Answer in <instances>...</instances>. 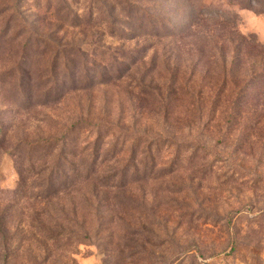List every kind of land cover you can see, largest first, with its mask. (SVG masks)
Returning <instances> with one entry per match:
<instances>
[{"label":"rangeland","instance_id":"rangeland-1","mask_svg":"<svg viewBox=\"0 0 264 264\" xmlns=\"http://www.w3.org/2000/svg\"><path fill=\"white\" fill-rule=\"evenodd\" d=\"M123 2L0 0V264H264V0H149L170 61L142 43L137 80L86 94L61 59L45 94L49 31L131 34Z\"/></svg>","mask_w":264,"mask_h":264},{"label":"trees","instance_id":"trees-1","mask_svg":"<svg viewBox=\"0 0 264 264\" xmlns=\"http://www.w3.org/2000/svg\"><path fill=\"white\" fill-rule=\"evenodd\" d=\"M149 0H124V10H126V15H124L127 18L132 19L135 21L136 25L139 26H130L126 28L131 32V34H125L123 33L117 34L114 31H111L108 35L99 34L98 32L91 34V35H85L81 33V37L78 39L77 35L72 39L68 40L66 37H56L58 36L57 32L51 33V37L55 39L57 44L59 45L58 49H52L51 54L49 57V61L51 63L44 64L42 66L43 72L39 75V79L44 80L43 86L41 87V90L45 94H51L54 92L55 88L52 86V84H58L59 80L57 81L54 78L53 71H49V66H52V68L56 67L58 60L64 59L65 61H68L70 66H75L74 62L75 60L81 62L83 66H91L89 67L90 70H94L95 75L91 78H88L90 74L87 72L86 76L83 80L87 81L86 85L82 87L74 86L71 91L72 92H90L94 90L95 85H103V86H109L111 84L122 82L128 78H131L129 82H133L137 80L136 74H140L139 71V63L142 64V67H144V60L147 56H141L136 53L141 47H144L145 44L142 45V43L149 42V49L155 50L157 49L158 53L161 52V56L166 58L167 62L172 59V57L169 55L167 56L166 52L168 45L175 44L173 41L166 44L165 43V35H162L160 33L159 28L154 27L152 33H143L142 39H140L141 34L140 30H142L143 25L141 24V21H137L136 19L139 18V16H142L143 13V7L142 4L148 2ZM80 16L77 15V18ZM38 21H41L39 19ZM109 22V27L111 30L113 28H118L120 26H125L122 21H119L116 18H112ZM138 22V23H137ZM83 23L80 21L77 23V27L81 29ZM129 26V25H128ZM151 26V25H150ZM50 30V29H49ZM140 37V38H139ZM108 40H112V42L106 46ZM118 40V42H124V43H133L135 42L134 49L132 50H111L113 41ZM140 39V40H139ZM52 51H55L52 53ZM159 59V55L156 56ZM66 58H68L66 60ZM44 68H47L46 71H44ZM68 69V68H67ZM134 70V71H133ZM125 71V72H124ZM49 75H52L53 78H49ZM20 80L22 84H26L28 86V90H30V93L33 91L34 82L31 80V77H25L24 75L20 76ZM143 79H141L140 84L144 85L142 82ZM75 80H72L71 83L75 84ZM32 84V85H31ZM139 86V85H138ZM38 89V87H37ZM63 97H60L57 99V101H61ZM49 103H45L43 106L46 108H49ZM3 129L0 127V154L3 151L9 150V143L4 137ZM28 141L22 140L18 143L21 144H27ZM87 142V141H86ZM18 145V144H17ZM15 145L14 148L17 147ZM88 147V146H87ZM85 149H88V148ZM15 150V149H14ZM39 164L41 165V169L38 172V174L42 175L43 173H46L47 171H51L53 169V163L52 166H50V163H47L46 160H38ZM98 158H93L91 161H84L81 162L79 166L74 167L75 171H87L95 174H100L99 170L102 169L98 165ZM50 164V165H49ZM63 165L56 164L54 165V168H60ZM101 166V165H100Z\"/></svg>","mask_w":264,"mask_h":264}]
</instances>
